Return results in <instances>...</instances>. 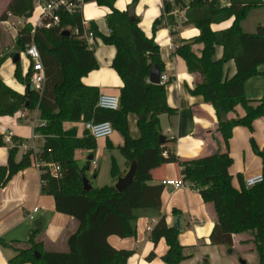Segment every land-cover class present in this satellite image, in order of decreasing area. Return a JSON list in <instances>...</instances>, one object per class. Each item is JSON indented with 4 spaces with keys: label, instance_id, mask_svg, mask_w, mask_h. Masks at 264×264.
I'll return each mask as SVG.
<instances>
[{
    "label": "trees",
    "instance_id": "obj_1",
    "mask_svg": "<svg viewBox=\"0 0 264 264\" xmlns=\"http://www.w3.org/2000/svg\"><path fill=\"white\" fill-rule=\"evenodd\" d=\"M35 0H10L6 10L0 15V23L8 17L29 19L33 13ZM83 4L95 3L110 10L105 18L108 36H100L104 45L116 50L111 68L122 81L119 92V109L107 111L99 109V91L87 87L81 79L97 69L94 53L81 39V11L69 15L58 13L59 24L51 29L35 28L25 23L17 30L14 39L16 52L11 55L0 53V67L6 59L21 53L31 43L35 44L41 57L45 82L42 91H29L28 81L31 71L22 76L20 61L15 64V80L26 86L24 94H19L6 86L0 79V117L12 116L18 111L38 110L43 126L34 129L43 139L39 151L24 154L16 163L15 155L20 144L12 138L13 145L8 150L7 165L0 167V189L18 172L28 168L36 160L43 164H56L60 168L59 178L51 177L40 167L41 191L53 197L55 210L73 218L78 226L67 239V251L62 253L44 252L41 244L35 242L36 232L28 239V247L16 249V254L8 264H126L132 251L115 250L108 238L120 239L135 236V215L138 209L160 207L163 186H151V171L165 164H176L180 168L183 181L198 192L202 201L210 205L214 212V226L210 234V244L223 246L232 253V236L249 235L252 252L257 264H264V147L259 149L251 140L254 154L261 160L263 181L245 189L241 179L239 187L232 184L229 168L232 159L228 143L232 131L243 127L252 131L253 123L264 117V97L252 102L246 99L244 85L252 77L259 75V66L264 65V26L258 25L254 33H245L241 23L250 12L263 8L260 0H162V12L152 24L153 34L159 28L168 27L174 45L171 56H177L185 63L187 72L199 81L189 90L192 96L202 97L210 105L217 119L216 132L221 138L220 150L206 157L183 160L174 150L167 148L173 140L160 143L159 117L175 112L166 103L165 86L154 85L148 80L150 70L158 66L165 72L160 57V48L154 38H147L139 27V19L134 15L139 0H132L125 11L114 8L115 0H82ZM184 10L181 26L192 27L199 34L189 40H179L178 20L175 12ZM230 19L232 24L223 30L213 31L218 25ZM77 30L78 35L74 33ZM196 47H198L196 49ZM222 49L220 59L216 58V48ZM233 62L235 74L229 78L226 64ZM243 110V116L235 114L236 108ZM136 117L138 137L132 138L127 118ZM234 115L233 117H229ZM110 122L114 132L123 140L119 153L125 160L126 169L134 163L136 170L130 185L119 192L114 185L83 190L79 171L86 176L89 164L78 166L76 152L93 151L95 140L85 131L77 135L75 128L65 129V124ZM125 172V171H124ZM121 173L112 161L110 176L114 182ZM93 176H96L94 173ZM174 215L178 212L173 211ZM179 232L168 227L161 218L150 231L153 244L163 239L167 252L161 257L165 264H180L190 259V249L178 242ZM2 246L6 243L0 241ZM189 250V253L185 251ZM155 259L151 252L147 261ZM201 264H208L204 259Z\"/></svg>",
    "mask_w": 264,
    "mask_h": 264
},
{
    "label": "crops",
    "instance_id": "obj_2",
    "mask_svg": "<svg viewBox=\"0 0 264 264\" xmlns=\"http://www.w3.org/2000/svg\"><path fill=\"white\" fill-rule=\"evenodd\" d=\"M9 2L10 0H4L0 15L6 10ZM131 2L132 0H115L114 8L121 12L125 11ZM88 6L91 7L87 14ZM109 12L108 8L99 7L95 3L84 4L81 10L82 22H84L82 31L88 29L93 31L89 25L92 22L95 26L94 30H97V35L108 36L109 29L106 26L105 18ZM161 12L162 0H139L134 9V15L139 19V27L144 35L147 38H154L155 43L159 46L164 73L170 78V82L165 86L166 103L175 113L159 117L160 134L165 139L174 141V143L167 144V148L174 150L176 156L183 160L211 156L219 150L223 152L221 138L216 132L217 119L213 108L204 103L202 97L192 96L189 93V90L199 81L198 77L187 72L182 59L171 56L174 38L170 36L168 27L159 28L155 34L152 32V24L155 19L160 17ZM175 15H178L179 22L176 28L177 39L186 41L199 34L195 28L182 27L180 13H175ZM232 20L212 25L211 29L213 31L226 29L232 24ZM26 21L22 18L9 16L6 22H1L0 30L3 27L2 30L7 34L12 33V38L15 39L17 30L27 23ZM4 26H8L10 30ZM97 35H94L90 49L94 53L97 69L84 76L81 83L87 87L97 88L99 93L119 97L123 84L117 73L111 68L116 50L113 46L104 45L100 36ZM12 47L10 46V48ZM2 51L0 45V53ZM16 54H19L22 76L25 77L29 61L24 52ZM221 56L222 49L218 47L216 48V58L220 59ZM21 59H24L22 63ZM15 64L12 62V57L6 59L0 67V79L15 92L24 94L26 86L18 83L14 78ZM225 68L228 77L231 78L235 74L233 62L226 64ZM257 71L260 74L248 79L244 85L245 97L252 102L264 97V65L259 66ZM20 114H25L26 117L20 119ZM235 114L241 117L244 113L238 107ZM127 123L131 137L137 138L139 133L136 117L129 115ZM43 125L44 123L39 119L38 110H21L12 116L0 117V167L7 165L8 150L13 145L12 138L20 142L15 155L16 163L28 152L36 154L43 144V139L34 129ZM64 128H75L79 137L84 132L83 123L65 124ZM251 140L259 149L264 147V117L253 123L252 131L243 127H236L232 131L228 143L229 155L232 159L229 174L235 188L239 187L240 179L244 181L247 177L261 174V160L254 154ZM122 143V137L113 132L108 138L95 140L96 146L93 151H78L75 156L83 166L89 155L92 156V159L97 160L96 169L93 170L89 164L87 171L92 176L94 173L96 174L93 176L94 180L98 179L101 166L106 160H109L107 161L109 176L112 161L115 162L118 170L124 173L126 170L124 158L121 156L122 160H119L114 157V153L120 155L119 147ZM40 175L39 168L33 162L30 167L18 172L4 188L0 189V241L7 244V246L0 244V260L3 261V264H8V261L15 256V248L25 249L28 247L27 242L33 232H36L35 242L41 244L44 252L62 253L67 251L68 237L77 229L78 224L73 218L56 212L53 197L42 193ZM150 175L151 186H162L161 183L164 180H175L181 177L180 168L176 164L162 165L152 170ZM110 183L111 185L116 183L111 176ZM36 207L39 210L34 214V220H29L28 215ZM173 211L178 212V215H174ZM134 215L136 217L134 237L120 239L111 236L108 238V243L115 250L132 251L126 264H165L161 261V257L167 252L166 243L161 239L153 244L150 231L161 218L165 219L168 227H172L176 216L182 218V230L178 234V242L185 249L192 248V257L180 264H201L204 259L208 264H257L256 255L252 252V245L248 242L251 239L249 235L232 236L231 254H228L223 246L210 244L209 237L214 226L213 208L204 204L199 193L191 188L171 191L163 187L158 210L138 209ZM34 224H37L38 227H35ZM151 252L154 253L155 259L147 261L146 257ZM185 252L189 253L190 251L186 250Z\"/></svg>",
    "mask_w": 264,
    "mask_h": 264
},
{
    "label": "built area",
    "instance_id": "obj_3",
    "mask_svg": "<svg viewBox=\"0 0 264 264\" xmlns=\"http://www.w3.org/2000/svg\"><path fill=\"white\" fill-rule=\"evenodd\" d=\"M169 1L171 2V0ZM260 1L264 7V0ZM83 6L84 4L82 0H35L33 4V12L39 11L40 14L36 26L32 28L35 29L39 27L44 29H51L53 27H56L58 26L60 21L58 13H67L69 15H72L81 11ZM178 12L181 15L180 21L182 22L184 10ZM262 25L264 26V23ZM82 26H84V22H82ZM74 33L76 35L79 34L77 30H75ZM93 37L94 35L91 30L88 29L87 31H81V39L85 41L89 49L92 48ZM24 54L29 61L28 71H31V75L27 84L33 91L40 93L45 82L44 69L42 66L40 53L36 45L31 43L25 48ZM169 82L170 78L168 77V75L166 73H161L160 85L166 86ZM96 106L102 110L117 111L119 109V97L107 95L105 93H99ZM25 117V114L19 115L20 119H24ZM83 128L84 131L94 140L108 138L114 132L110 122L95 123L93 121H90L84 123ZM34 163L38 168L43 167L44 171L48 173L51 177L59 178L61 176L60 168L56 164H43L37 162L36 160L34 161ZM90 166L93 170L96 169L97 160L93 158L90 161ZM262 181V175L258 174L255 176L247 177L244 180L243 184L245 189H249L261 183ZM161 185L164 188L170 189L171 191L191 188L189 184L183 181L182 177L175 180H164L162 181ZM38 210L39 209L37 207L33 208L31 213L28 215V219L34 220V214L37 213Z\"/></svg>",
    "mask_w": 264,
    "mask_h": 264
},
{
    "label": "rangeland",
    "instance_id": "obj_4",
    "mask_svg": "<svg viewBox=\"0 0 264 264\" xmlns=\"http://www.w3.org/2000/svg\"><path fill=\"white\" fill-rule=\"evenodd\" d=\"M3 4H4V0H0V12L3 9ZM90 7L91 6H88L86 8L87 14L89 12L88 9H90ZM39 14H40L39 11H34L31 15V17L29 19H27L26 22L30 23L32 26L36 25V23L38 21ZM263 21H264V7L260 8L258 10H255L248 15V17L242 23L243 31L245 33H254L257 26L259 24L261 25ZM4 27L7 30H10L8 28V26H4ZM2 28L0 30V45H1V48L3 50L1 53H4L6 55H11V54L16 52V49L14 47V38H12V33L7 34L2 30ZM15 37H16V35H15ZM10 46L11 47L13 46V47L10 48ZM23 52H21V53H23ZM23 60L21 59V63ZM114 157L119 159V160H122L121 155H119L118 153H114ZM107 161H109V160H106V162ZM106 162L104 161L102 166H101V170H100L98 179L94 180L91 173H89V172L86 173V176H87L86 178L88 179L92 188H100L102 186L111 185L110 176H109V163L107 162V164H106ZM77 164L80 168L83 166L81 161H78ZM127 171H128V168L125 170V172L123 173V175L121 177H123L127 173Z\"/></svg>",
    "mask_w": 264,
    "mask_h": 264
},
{
    "label": "water",
    "instance_id": "obj_5",
    "mask_svg": "<svg viewBox=\"0 0 264 264\" xmlns=\"http://www.w3.org/2000/svg\"><path fill=\"white\" fill-rule=\"evenodd\" d=\"M90 29L94 30L95 29V26L94 24L91 22L90 24ZM19 54H15L13 57H12V62L15 64L18 60H19ZM160 75H161V71H160V68L158 66H153L150 70V73H149V82L151 84H154V85H159L160 84ZM27 89L29 91H31L32 89L28 86ZM165 140V137L164 136H160L159 137V141L160 143H163V141ZM92 160V156L89 155L88 157H86V162H90ZM135 170H136V165L134 163H132L130 166H129V169L127 171V173L123 176V177H118L117 178V181L116 183L114 184V188L121 192L123 191L124 189H126V187L128 185L131 184L132 180H133V176H134V173H135ZM79 173V176L82 180V184H83V190L84 191H90L92 189L88 179L86 178V176L82 173V172H78ZM39 222V221H38ZM37 222V224H38ZM37 224H34L35 227H38ZM172 228L178 232H180L182 230V218L180 216H176L173 220V225H172Z\"/></svg>",
    "mask_w": 264,
    "mask_h": 264
},
{
    "label": "clouds",
    "instance_id": "obj_6",
    "mask_svg": "<svg viewBox=\"0 0 264 264\" xmlns=\"http://www.w3.org/2000/svg\"><path fill=\"white\" fill-rule=\"evenodd\" d=\"M0 264H3V261L2 260H0Z\"/></svg>",
    "mask_w": 264,
    "mask_h": 264
},
{
    "label": "bare ground",
    "instance_id": "obj_7",
    "mask_svg": "<svg viewBox=\"0 0 264 264\" xmlns=\"http://www.w3.org/2000/svg\"><path fill=\"white\" fill-rule=\"evenodd\" d=\"M6 72V71H5Z\"/></svg>",
    "mask_w": 264,
    "mask_h": 264
}]
</instances>
